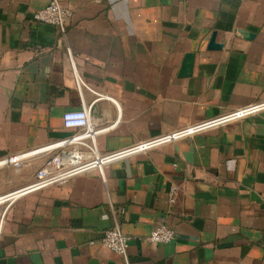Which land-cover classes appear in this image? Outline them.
Returning <instances> with one entry per match:
<instances>
[{
  "label": "crops",
  "instance_id": "crops-1",
  "mask_svg": "<svg viewBox=\"0 0 264 264\" xmlns=\"http://www.w3.org/2000/svg\"><path fill=\"white\" fill-rule=\"evenodd\" d=\"M50 1L0 0V264H264V111L2 200L56 158L64 171L263 102L264 0H60L65 33L33 19ZM77 110L93 131L71 142ZM161 224L171 243L148 240ZM116 227L127 259L101 244Z\"/></svg>",
  "mask_w": 264,
  "mask_h": 264
},
{
  "label": "built area",
  "instance_id": "built-area-1",
  "mask_svg": "<svg viewBox=\"0 0 264 264\" xmlns=\"http://www.w3.org/2000/svg\"><path fill=\"white\" fill-rule=\"evenodd\" d=\"M72 16L71 9L64 7L60 0H51L50 3L43 9L37 11L34 14V21L41 24L55 26L60 29L62 33L66 32L68 20ZM264 111V101L258 102L252 105H248L237 109L235 111L225 113L214 117L212 119L198 122L177 130H173L169 133L155 137L148 141L139 143L129 149H126L119 153H114L103 157L100 160L90 163H83L81 160L74 161V167L61 170L62 161L60 158H56L53 161V169H43L38 175V181L15 195H6L2 197L3 201L13 200L16 196L26 194L28 192L37 191L45 187L60 183L66 179L82 174L90 169L102 170V167L112 161L133 155L136 153H144L163 145L174 143L185 138L193 137L198 134L205 133L207 131L222 127L229 123L242 120L249 116L258 114ZM63 123L66 128H77L85 130L82 135L77 136L71 140L81 141L84 137H90L92 135L90 114L86 110L68 111L63 115ZM20 157L13 159L15 164H19ZM6 162V161H5ZM178 195V188L171 187L169 191L170 204L173 205L176 202ZM176 237V232L168 226L161 224L154 229L148 237V240L156 244H168L171 243ZM130 238L125 235L119 227L110 229L105 232L101 239V244L113 251L114 253L123 256L127 259L129 249Z\"/></svg>",
  "mask_w": 264,
  "mask_h": 264
},
{
  "label": "water",
  "instance_id": "water-1",
  "mask_svg": "<svg viewBox=\"0 0 264 264\" xmlns=\"http://www.w3.org/2000/svg\"><path fill=\"white\" fill-rule=\"evenodd\" d=\"M249 37H252V35H249ZM216 38L217 34L213 33L208 47L209 50H217L222 48V45L216 42ZM194 57L195 55L193 53H189L186 55L182 69L179 74L180 77L185 78L192 75L194 68Z\"/></svg>",
  "mask_w": 264,
  "mask_h": 264
}]
</instances>
